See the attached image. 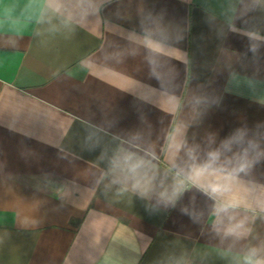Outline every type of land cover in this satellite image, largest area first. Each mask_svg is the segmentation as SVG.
I'll return each mask as SVG.
<instances>
[{
  "label": "crops",
  "instance_id": "1",
  "mask_svg": "<svg viewBox=\"0 0 264 264\" xmlns=\"http://www.w3.org/2000/svg\"><path fill=\"white\" fill-rule=\"evenodd\" d=\"M0 20V264L264 258V157L246 209L159 195L237 129L264 148V0H0Z\"/></svg>",
  "mask_w": 264,
  "mask_h": 264
},
{
  "label": "clouds",
  "instance_id": "2",
  "mask_svg": "<svg viewBox=\"0 0 264 264\" xmlns=\"http://www.w3.org/2000/svg\"><path fill=\"white\" fill-rule=\"evenodd\" d=\"M2 23L0 20V24ZM261 157H264V148L248 138L246 130L237 129L208 151L203 159L192 156L187 165L177 173L182 178L170 189L162 190L159 195L162 200L171 203L187 190V184H191L215 202L218 214L246 209L250 206V189L242 182L241 175L259 163ZM113 166L129 174L134 181L132 186L138 190L139 195H147L150 188L142 183V173L149 167L148 161L135 152H128L114 159ZM229 220L235 221V217L229 216ZM244 231L243 219L229 223L224 228L226 235L237 237L243 235ZM243 264H264V258H258V250L252 248L243 257Z\"/></svg>",
  "mask_w": 264,
  "mask_h": 264
}]
</instances>
